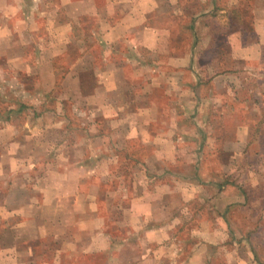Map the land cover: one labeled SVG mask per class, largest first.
Wrapping results in <instances>:
<instances>
[{
    "label": "rangeland",
    "instance_id": "1",
    "mask_svg": "<svg viewBox=\"0 0 264 264\" xmlns=\"http://www.w3.org/2000/svg\"><path fill=\"white\" fill-rule=\"evenodd\" d=\"M47 1H0V197L25 181L47 200L33 208L50 218L0 204V264H140L148 241L128 216L145 209L161 216V245L199 263L264 264V0H178L174 11L151 0L162 13L150 14L146 47L121 43L114 55L98 45L93 16L71 22L69 38L58 25L45 30L37 8L61 4ZM21 23L19 46L5 24ZM110 63L122 84L116 107L104 108L94 73ZM75 185L86 205L55 202L72 200Z\"/></svg>",
    "mask_w": 264,
    "mask_h": 264
},
{
    "label": "crops",
    "instance_id": "2",
    "mask_svg": "<svg viewBox=\"0 0 264 264\" xmlns=\"http://www.w3.org/2000/svg\"><path fill=\"white\" fill-rule=\"evenodd\" d=\"M1 1V0H0ZM60 8H57L56 10L52 11L49 6L45 7L44 4L45 2L41 3V7L37 8L38 12L37 14H41V25H43L44 29L47 31H53L52 28L55 25H58L60 29H62L63 34L68 35V38L70 36L71 32V22L74 24L76 23L75 19L78 18V20H84V17H89L93 16L95 19H98L95 24H94V33H95V39L106 52H111V55H114L113 49L115 48V52L117 50L118 45L121 43H125L128 47L130 44H134L135 41L140 42V44L143 47H146V40H150L152 38L151 35V29L152 27L150 26V14L152 11L155 13H162L157 11V9L160 8L159 2L154 3L153 10L150 7L151 0H59ZM170 6L169 10L174 11L176 9V6L178 5V0H168ZM168 2H166V6H168ZM47 5L49 4V0L46 2ZM22 10V8H21ZM156 10V11H155ZM168 10V9H167ZM166 10V11H167ZM23 13V11L19 12V9L16 8L15 6V13ZM61 14L64 19L61 21L60 19L56 20L55 14ZM33 14V13H32ZM35 14V13H34ZM66 16V17H65ZM59 17V16H57ZM60 20V21H59ZM64 20H67L66 22H63ZM20 23V22H19ZM3 23L0 21V30H4L5 27H3ZM7 28V36L9 35V32L11 29H14V36L16 38H20L19 46H21L23 41L21 40L22 35H23V27L22 23L19 25V29H16L15 27H11L10 24L6 25ZM28 28H31L33 30L32 32L34 33V30H37L40 28L38 24H34L31 22L28 25ZM16 30H19L17 33ZM3 33L0 31V39ZM4 35V39H8V37ZM33 37V36H32ZM31 37V38H32ZM36 37V35H35ZM53 39V36H51ZM49 37V38H51ZM34 38V37H33ZM63 39H65V35H63ZM157 38L154 40L156 42ZM155 44V43H154ZM258 44L264 45V39H260L258 41ZM131 45V46H132ZM41 45L38 43H33L32 47L33 49L36 50L37 55H39V50L38 48ZM131 48V47H130ZM143 49V48H142ZM17 54V53H16ZM19 57L18 59L22 60L23 55L22 52L18 53ZM110 55V58H111ZM109 58V59H110ZM36 59V58H35ZM113 61V60H112ZM113 63L109 64V68L106 67L105 70L97 71L94 73V78H95V93H105L108 97V101H104V105L106 107L104 108H114L116 105L114 104V101L112 99V94L115 93L116 89L119 88V83L122 84V79L120 77H117V72L113 68ZM77 75L76 80L77 84L79 85V77L80 73H73ZM80 85H81V77H80ZM76 90H78V86L76 87ZM111 94V95H110ZM152 115V114H151ZM150 121L151 119H147ZM146 123V120H144L143 124L138 125V130L140 129L141 126H144ZM139 134H143V131L141 132L139 130ZM144 137V136H143ZM156 154V151H155ZM156 157L161 158L160 155H156ZM163 157V156H162ZM0 164L3 165L4 160L8 158L5 153L0 155ZM81 167V166H80ZM148 167V171H150L152 174H157L161 175L164 174L167 170L166 166L163 165H146ZM147 169V168H146ZM65 169L61 170H56V174H62L64 173ZM21 172H23L21 170ZM84 172L86 173V169H84ZM24 173V172H23ZM29 174H26L28 177L32 178L31 175L33 176L32 172H29ZM2 174H4L5 178L7 177V171H4ZM21 180V177H19ZM33 179V178H32ZM64 182H71V180L64 179ZM81 179L78 178L76 179L75 184H80ZM27 183L23 181L21 185L18 187H14V182H12L10 185L7 183L4 186V193L0 197V204L1 206H6L7 210H11L12 212L18 214L22 213L20 210H18L17 207L21 206H29L32 207L30 209H27L30 215L32 212L39 211L38 209L35 210L33 207H38L36 206L39 204V207H45L46 205L44 204L47 200L42 199L40 201L39 195H38V188L35 187H30L29 189L26 187ZM14 187V188H13ZM97 188V187H95ZM72 195L73 198L72 200L69 199L68 195L62 194V196H59L58 199H55V202H59V204H64V202H71L74 205H80L81 201L83 202L82 204L86 205V197L87 193L84 192L82 193L81 188L79 185L72 186ZM70 190V193L71 191ZM27 191V194H26ZM29 191L31 193H29ZM59 195V194H58ZM156 199L160 200L159 203L162 202V199H160L158 196ZM142 201L143 198L138 197L137 199L133 200L130 204H132L130 208L136 209L139 201ZM52 201V200H51ZM98 203L97 198H92L90 199V204L95 205ZM163 203V202H162ZM43 204V205H42ZM135 206V207H133ZM38 207V208H39ZM147 207V204H145L144 208ZM158 215H159V210H157ZM38 214V213H37ZM40 214V220L39 222H44L47 220H50L49 217L42 215L41 211H39ZM128 219H130V222H143V237L146 241H148L146 244H153V247L147 246V245H142V249H140V256H139V261L140 264H209V263H199L198 260H194L192 257H188L189 253L186 254L187 251H184L183 247H167L164 245H161L163 243V240H166L168 237L167 233L165 232L164 228L159 227V222L161 220V216L159 215L158 217H153V215L149 212L148 209H145L142 213H133L132 215L128 216ZM32 221V220H31ZM101 223L98 221V225L96 226V230L98 228H102L103 224V219H100ZM45 223V222H44ZM101 224V225H99ZM102 230V229H101ZM99 231V230H98ZM41 230H39V233ZM39 235H34L35 238H37ZM106 243V247L108 246V243ZM160 244V245H156ZM156 245V246H155ZM94 248V249H93ZM92 248L93 250H99L103 249L104 245L101 243L94 245ZM133 249V248H132ZM171 250H174L171 252ZM183 251V252H182ZM179 253H184V255H180ZM151 255L154 257V260L157 259V261L154 262L152 261ZM186 255V256H185ZM184 256V257H183ZM166 259V260H165ZM152 262V263H151ZM211 264V263H210ZM229 264V263H227Z\"/></svg>",
    "mask_w": 264,
    "mask_h": 264
}]
</instances>
